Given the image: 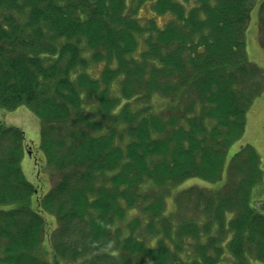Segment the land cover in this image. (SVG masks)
<instances>
[{
	"label": "trees",
	"instance_id": "1",
	"mask_svg": "<svg viewBox=\"0 0 264 264\" xmlns=\"http://www.w3.org/2000/svg\"><path fill=\"white\" fill-rule=\"evenodd\" d=\"M256 1L0 0V108L38 118L43 158L33 184L23 130L0 124V264H264L252 145L165 213L183 180H220L264 89L244 42Z\"/></svg>",
	"mask_w": 264,
	"mask_h": 264
},
{
	"label": "rangeland",
	"instance_id": "2",
	"mask_svg": "<svg viewBox=\"0 0 264 264\" xmlns=\"http://www.w3.org/2000/svg\"><path fill=\"white\" fill-rule=\"evenodd\" d=\"M259 0H257L252 6L249 13V20L247 27L244 33V42H245V52L248 60L260 69L264 71V28L262 25H259V19L263 16L262 12L259 10ZM264 12V2L261 4ZM262 11V10H261ZM139 17H148L152 16V13L148 8L142 7L138 10ZM168 15L164 16H155L156 23L162 25L167 19ZM259 77H254V80L258 81ZM261 83L264 86V79L261 80ZM155 107L159 109L163 107V101L160 98H155ZM0 124L5 125H14L23 130L26 141L30 145V152L32 156H37L38 162H42L41 153L38 150V131H39V120L36 118L33 113L24 105L19 106L13 110H6L0 108ZM250 144L252 145L260 157V167L262 170V181H260L253 190V199L254 203L258 207H263L264 212V89L261 93L252 100L249 109L246 112V122L245 129L241 137L236 140L230 147L227 149L225 166L220 180L216 182H207L198 177H190L179 184L171 188L170 194L166 199V211L165 213H174L176 212L174 198L175 195L191 186L197 187H206L210 189L220 188L225 181V172L226 167L229 163L230 157L236 152L241 145ZM21 168L26 177V179L35 183V167L33 168V158L24 155V158L21 161ZM47 169L43 170L41 173V179L44 181L42 188L45 190L50 184H52L57 175L55 173L50 174ZM37 174V173H36ZM40 174V173H38ZM37 176V175H35ZM38 183V182H37ZM43 190V191H44ZM175 209V210H174ZM42 257H47L48 261L52 260V253L49 249L47 240L44 239L42 242ZM50 252V254H49ZM46 259V258H45ZM68 264V263H66ZM71 264V263H69Z\"/></svg>",
	"mask_w": 264,
	"mask_h": 264
},
{
	"label": "water",
	"instance_id": "3",
	"mask_svg": "<svg viewBox=\"0 0 264 264\" xmlns=\"http://www.w3.org/2000/svg\"><path fill=\"white\" fill-rule=\"evenodd\" d=\"M28 154H29V151H28Z\"/></svg>",
	"mask_w": 264,
	"mask_h": 264
}]
</instances>
